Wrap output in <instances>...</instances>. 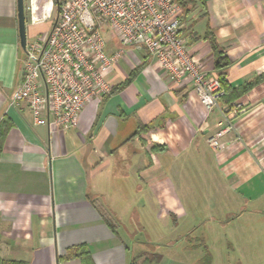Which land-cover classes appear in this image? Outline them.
<instances>
[{"label":"crops","instance_id":"crops-1","mask_svg":"<svg viewBox=\"0 0 264 264\" xmlns=\"http://www.w3.org/2000/svg\"><path fill=\"white\" fill-rule=\"evenodd\" d=\"M204 1L182 22L181 34L215 73L203 38L209 26L228 58L227 83L254 82L231 102L240 110L220 100L205 114L188 84L172 85L153 56L135 45L124 47L106 75L114 86L128 82L90 100L76 126L58 130L34 124L25 102L11 103L22 82L24 50L16 0H0V264H83L65 257L82 243L94 264H128L133 256L139 263L160 245L133 233L147 231L136 208L156 206L172 226L170 216L182 222L187 205L199 206L196 190L204 204L224 208L222 217L237 214L250 224L257 245L262 242L264 0ZM112 42L109 53L121 47ZM219 123L231 125L219 138L222 150L207 142ZM185 168L200 176L198 186L187 184ZM189 228L178 240L194 232Z\"/></svg>","mask_w":264,"mask_h":264},{"label":"built area","instance_id":"built-area-1","mask_svg":"<svg viewBox=\"0 0 264 264\" xmlns=\"http://www.w3.org/2000/svg\"><path fill=\"white\" fill-rule=\"evenodd\" d=\"M182 22L174 0H63L46 35L26 40L22 82L11 103L25 102L34 124L58 130L74 127L90 100L110 92L113 85L106 75L124 47L139 45L172 85L188 84L209 114L225 90L215 73L190 52ZM104 33L121 47L107 52ZM225 108L241 109L235 103ZM219 125L207 142L222 150L219 138L231 125Z\"/></svg>","mask_w":264,"mask_h":264},{"label":"rangeland","instance_id":"rangeland-1","mask_svg":"<svg viewBox=\"0 0 264 264\" xmlns=\"http://www.w3.org/2000/svg\"><path fill=\"white\" fill-rule=\"evenodd\" d=\"M57 1L61 6L63 0ZM24 5L26 7V40L30 41L32 37L34 39L39 36L44 37L58 15L57 3L55 0H24ZM198 8L201 7L197 5L196 10ZM32 21L39 23L31 25ZM104 40L106 50H110L113 42L108 33H104ZM183 176L190 187L195 182L194 186H198L197 182L200 176L197 173L194 175L190 169L185 168ZM195 193L199 196V206L187 205L188 215L182 222L170 216L169 220L173 223L172 226L164 223V220L159 216L160 208L156 206L145 209L136 208L135 211L138 212V215L140 214L147 231L137 228L132 231L136 237H148L149 241L160 245L154 249L161 255L158 264H205L208 260V264H264V229L260 233L262 242L257 245L250 224L241 222L237 214H226L225 217H222L223 207L216 203L214 205L204 204L201 196L203 192L196 190ZM142 209L144 210L142 211ZM232 209L239 211V208ZM176 221H178V226L174 225ZM135 223L136 226L139 225L137 219ZM193 223L194 229H192ZM187 228L194 232H190L189 235L185 232L183 234H186L185 237L178 240V237H181L178 235L183 233L182 230L186 231ZM146 233L149 236H146ZM177 242L179 243L176 245ZM171 245L173 246L171 247ZM258 247L260 248L258 249ZM205 254H209L207 255L209 257L207 258Z\"/></svg>","mask_w":264,"mask_h":264},{"label":"trees","instance_id":"trees-1","mask_svg":"<svg viewBox=\"0 0 264 264\" xmlns=\"http://www.w3.org/2000/svg\"><path fill=\"white\" fill-rule=\"evenodd\" d=\"M174 1L180 6L181 15H182L183 20H185L188 16H190L196 10L197 5H199L202 8H204L205 6L204 0H174ZM55 3H57V13H58L60 10V3H58L57 0H55ZM203 38L207 40V42L210 45V49L213 55V68L215 69V75L219 78L221 85L225 90L224 94L220 97L219 101L221 100L225 104H230L233 100H235L245 91H247L253 85L254 82L252 81L246 82L242 84L241 86L231 87L225 79V76H226L225 69L229 63L228 58L223 48L217 42L215 35L209 26L206 27L204 34H203ZM126 82H128V79H125L123 83H121L119 86L113 85L108 94L114 92L115 90L120 88L122 84H125ZM177 91L178 90L176 89L174 90L175 93ZM4 133L5 131L0 132V148L2 145ZM102 215H103L105 222L111 228V230L116 231V222H114L112 218H110L107 215V213H104ZM148 246H151L152 248H154L153 244H149ZM205 255L207 256L209 254H205ZM65 257H79L83 264H94L87 245L83 243L76 244V245L69 247ZM137 257L138 256L131 257L128 261V264H158V262L161 259V255L158 252H155L153 250H151L147 255H145L139 263L137 262V259H138ZM208 257L209 256H207V258ZM208 262H206L205 264H208Z\"/></svg>","mask_w":264,"mask_h":264},{"label":"water","instance_id":"water-1","mask_svg":"<svg viewBox=\"0 0 264 264\" xmlns=\"http://www.w3.org/2000/svg\"><path fill=\"white\" fill-rule=\"evenodd\" d=\"M16 10H17L19 43L21 48L24 50L26 45V14H25L24 0H16Z\"/></svg>","mask_w":264,"mask_h":264}]
</instances>
